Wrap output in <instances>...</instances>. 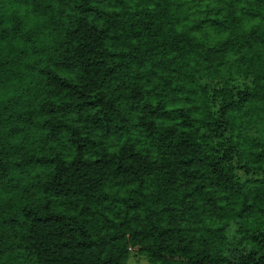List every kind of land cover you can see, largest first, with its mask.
I'll return each mask as SVG.
<instances>
[{"label": "trees", "instance_id": "trees-1", "mask_svg": "<svg viewBox=\"0 0 264 264\" xmlns=\"http://www.w3.org/2000/svg\"><path fill=\"white\" fill-rule=\"evenodd\" d=\"M264 264V0H0V264Z\"/></svg>", "mask_w": 264, "mask_h": 264}, {"label": "rangeland", "instance_id": "rangeland-1", "mask_svg": "<svg viewBox=\"0 0 264 264\" xmlns=\"http://www.w3.org/2000/svg\"><path fill=\"white\" fill-rule=\"evenodd\" d=\"M129 261L130 264H151L146 258L138 256L136 253H132Z\"/></svg>", "mask_w": 264, "mask_h": 264}]
</instances>
